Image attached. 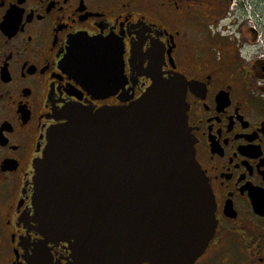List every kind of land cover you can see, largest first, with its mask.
Instances as JSON below:
<instances>
[{"label":"flooded vegetation","instance_id":"obj_1","mask_svg":"<svg viewBox=\"0 0 264 264\" xmlns=\"http://www.w3.org/2000/svg\"><path fill=\"white\" fill-rule=\"evenodd\" d=\"M264 0H0V264H75L33 204L36 162L65 108L126 106L156 75L188 81L195 156L217 226L190 264H264ZM260 19L255 23L253 13ZM94 40L122 57L109 88L85 83ZM107 85V88H105ZM257 201L263 206L255 210Z\"/></svg>","mask_w":264,"mask_h":264},{"label":"water","instance_id":"obj_2","mask_svg":"<svg viewBox=\"0 0 264 264\" xmlns=\"http://www.w3.org/2000/svg\"><path fill=\"white\" fill-rule=\"evenodd\" d=\"M91 46L76 73L103 89L121 75L122 57L101 40ZM187 86L178 73L159 74L134 103L69 106L49 130L36 162V220L70 244L75 264H190L208 246L216 202L195 157Z\"/></svg>","mask_w":264,"mask_h":264},{"label":"rangeland","instance_id":"obj_3","mask_svg":"<svg viewBox=\"0 0 264 264\" xmlns=\"http://www.w3.org/2000/svg\"><path fill=\"white\" fill-rule=\"evenodd\" d=\"M259 11L261 12V14H262V13L264 14V6H261V7L259 8Z\"/></svg>","mask_w":264,"mask_h":264}]
</instances>
